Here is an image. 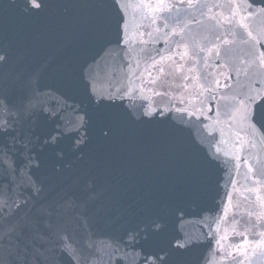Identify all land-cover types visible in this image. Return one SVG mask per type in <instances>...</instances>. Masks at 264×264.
Wrapping results in <instances>:
<instances>
[{"label": "snow or ice", "instance_id": "1", "mask_svg": "<svg viewBox=\"0 0 264 264\" xmlns=\"http://www.w3.org/2000/svg\"><path fill=\"white\" fill-rule=\"evenodd\" d=\"M49 6L48 0H0V264H210L214 250L223 253V264H264V213L249 212L242 223L233 217L234 229L239 228L236 234L242 239L231 251L225 250L222 241L227 237L214 225L220 223L222 212L226 214L221 190L224 198L230 196L219 181L218 203L195 214L207 231L202 228L196 237H173L162 247L156 241L166 232L167 211L146 210L132 218L114 216L123 172L117 177L105 167L104 175L110 179L103 182L92 166L77 170L70 180L59 166L51 175L38 174L39 151L67 136L73 138L76 151L88 143L90 129L105 146L125 139L134 148L148 137L157 155L190 179L203 181L215 168L229 175L228 186L238 189L236 177L244 166L243 190L248 194L244 199L256 193L254 202L264 208L260 194L264 193V158L260 153L250 155L257 144L264 152V34H254L248 23L264 16V0H243L231 5L227 13L221 0H141L138 6L149 25L138 40L143 73L136 70L140 60L131 67L126 60L133 44L127 29L128 0L54 5L81 9L73 27L86 43L99 45L91 60H69L56 68L55 84L50 82V60L32 63L17 57L10 42H3L16 32L18 18L39 16ZM183 17L195 23L205 18L211 21L217 29L213 38L203 47H193L191 27ZM161 28L165 29L162 33ZM151 29L159 34L153 35ZM161 39L166 47H150ZM238 42L249 47L240 60L242 66L235 68L230 47ZM193 59L209 68H235L237 74H247L254 66L258 78L251 80L247 91L233 97L225 113L217 97L224 96L221 88H230L228 83L221 84L220 77L227 81L230 76L220 72L197 75L195 102L181 99L183 107L147 110L131 102L133 78L143 85L147 77V84L155 85L166 74L183 73ZM102 61L105 70L101 73ZM188 70L193 71V66ZM181 79L190 77L181 75ZM209 112L226 116L229 123L238 119L259 134L243 139L236 133L238 154L231 167L225 166L216 146L206 142L203 129ZM49 122L52 129L41 134L38 129ZM154 123H167L168 129L150 133L138 127ZM185 133L190 142L184 140ZM57 156L62 159L63 153ZM178 211L182 221L185 215Z\"/></svg>", "mask_w": 264, "mask_h": 264}, {"label": "water", "instance_id": "2", "mask_svg": "<svg viewBox=\"0 0 264 264\" xmlns=\"http://www.w3.org/2000/svg\"><path fill=\"white\" fill-rule=\"evenodd\" d=\"M80 0H48L49 7L45 9L39 16L30 18H18L15 23L17 30L10 35L5 43H11L12 50L17 57L27 59L32 63L50 60L53 72L51 73L50 82L55 84V69L62 66L69 60H91L99 51V45L88 44L83 37L73 27V22L82 14L79 8L54 7L57 4L79 3ZM243 0H221L223 12L227 13L229 7L235 3H242ZM130 5L128 14L127 29L133 40L132 47L129 49L130 56L126 60L130 61V67L136 65L137 60L141 63L136 69L143 73L144 64L142 61L143 52L138 44L140 39L139 33L149 28L148 22L143 18L144 13L138 6L141 0H128ZM207 11V10H205ZM199 15V13H193ZM212 15V13H208ZM191 27L189 33L192 46L200 48L205 46L208 40L212 39L216 32L215 25L208 19H204L201 23H195L183 17ZM158 23H165L159 21ZM177 25L180 21L175 22ZM254 34H264V16H258L248 21ZM153 35H157L154 29ZM164 28L160 29L162 33ZM222 34V33H221ZM246 37V33H245ZM147 39V37H144ZM247 38V37H246ZM264 43V40L261 41ZM164 45L163 39L153 41L150 47L160 48ZM249 45L237 43L230 47L231 61L235 68L241 67L240 60L247 51ZM259 47V45H257ZM213 65L219 62L213 58ZM189 66H193V71H189ZM235 68L227 66L211 68L190 60L186 65L183 73L173 72L163 76L155 85L147 84L145 77L143 85L137 79L133 78L132 91L130 92L131 102L136 105H145L147 110L165 107L170 105L175 108L183 107L179 101L181 99L189 104L194 103V96L198 89L199 81L195 79L202 72L223 73L224 76H230L225 81L223 76L220 77L221 84L228 83L230 88H221L224 93L223 98L217 97L220 105L221 113L230 111L233 103V97L247 91L251 80L257 79L255 75V67L253 66L245 72L235 71ZM105 70L104 62H101V73ZM181 75L190 77L188 80H182ZM186 85V87H185ZM106 86V85H105ZM157 93H163L157 94ZM68 118L71 119L69 112ZM209 119L203 129V134L207 138L206 142L214 144L219 150L222 159L225 161L226 167L234 164L233 157L237 155L235 142L237 140L236 133L240 132L243 139H250L252 135L259 137L258 133H253L238 119H233L229 123L224 115L208 113ZM53 127L52 122L42 124L38 131L43 134L50 131ZM138 127L147 132L166 131L168 124L154 123L151 125H139ZM214 138V139H213ZM184 140L190 142L187 134H184ZM39 151V150H38ZM57 153H63V158H59ZM260 153V157L264 158V152H261V146L251 149L250 155ZM82 156L83 159L79 157ZM41 160L40 175H51L56 166L64 170V178L71 179L74 173L89 166L93 167L94 174L97 179L103 182L110 179L104 175L105 167L110 168L114 175L119 177L121 172L124 173L123 187L119 202L114 208V216L122 218L137 217L146 210H164L168 212L166 232L157 238V243L164 247L168 242L176 236L192 235L200 236L201 229L207 231L202 220L195 217V214L204 208H214L218 203L217 200V182H221L226 186L229 192V198L223 197L221 190V198L223 199V207L226 214L222 212L221 221L214 228H219L222 234L227 237L222 241L225 250L231 251L234 243H238L242 237L236 233L239 228L234 229L232 218L236 221L243 222L248 219L249 212L264 213L259 202L255 201L256 193L251 194V199H244V186L246 184L243 173L246 171L244 166L240 169V174L236 177L238 180V189H232L228 186L229 175L219 169H212L211 173L204 177L203 181L199 178L190 179L180 170L167 164L163 156L157 155V150L152 146L151 139L145 137L134 148L129 147L127 140L121 139L111 146L103 145L95 130H89L88 143L78 151L74 150L73 138L67 136L55 146L43 147L39 151ZM70 166V167H69ZM116 181L113 180V183ZM264 196V193H260ZM185 218L181 221V211ZM211 217H208L210 219ZM252 245H249L251 248ZM215 254L210 258V264H223V253L214 250ZM249 254H251L249 252Z\"/></svg>", "mask_w": 264, "mask_h": 264}]
</instances>
